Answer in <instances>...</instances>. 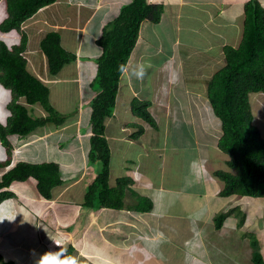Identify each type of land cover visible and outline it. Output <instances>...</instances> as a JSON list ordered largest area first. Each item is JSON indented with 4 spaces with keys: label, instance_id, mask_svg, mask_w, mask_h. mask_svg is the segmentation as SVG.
<instances>
[{
    "label": "crops",
    "instance_id": "crops-1",
    "mask_svg": "<svg viewBox=\"0 0 264 264\" xmlns=\"http://www.w3.org/2000/svg\"><path fill=\"white\" fill-rule=\"evenodd\" d=\"M83 1L89 4V0ZM150 1L163 2L166 6L162 20L154 26L162 25L166 28L168 27L167 22H171L173 19H175L180 23L185 22V26L187 29H189V32L191 31V27L193 28L192 30L194 33H198V28H200V31L206 29L207 34L209 35L204 34V39L205 37L214 38H212V40L210 41L203 40V45H198L197 48L187 51L183 48L191 47V45L188 43L189 37L187 29H184L186 31L184 39L181 35L177 33L174 34L173 32H166V40H163L162 37H146L140 32L138 43L130 57L127 68L124 72L127 73L129 69L128 66H130L131 73L128 75L126 82L121 81L120 83L115 114L111 116L107 121L106 134L111 146L112 157L119 154L122 163L119 172L117 173V175H114L112 174L111 159L110 183L112 186H114L116 185L118 178L124 176L131 177L133 181V183L130 184L132 189L139 195L150 197L154 201V208L151 211L142 212L130 208L114 209L105 207L95 209L93 207L85 206L84 204L82 205L84 199L81 200L80 194L82 193V195H84L83 198L85 197L88 185L87 181L90 169L88 153L91 146L90 135L92 131L91 127L86 131V129L83 128V124L79 123V121L85 122V113L80 110V112H82L84 116L80 113L76 120L69 121L66 118V120H64L62 124H57L54 121H50L48 122V124L38 127L35 131L28 135L21 136L18 134H12L10 136V139L14 146L12 164L8 167H0V174L4 173L9 168L14 166L19 160H28L32 162L57 161L60 164L64 181L61 185H58L53 189V198L51 199L45 198L39 192L37 188V180L32 177L26 181L15 182L18 183V191H15L16 196L9 198L0 204V250L4 252L6 260L14 261L16 264H38L40 257L44 253L48 252L46 243L52 239H61L64 244L63 248H65L67 251H69V245L72 244L74 246V249L70 248V251L66 254H71L70 256L77 257L80 261V264L82 261H85L86 264H114L115 260L118 258V250H122V248L119 247L121 244L117 243V240L121 239L117 238L119 235H115L116 233L114 234L106 230L105 225L123 223V227L129 228V230L125 229L126 231H122L126 235L121 236V238L124 239L126 236H128V239L131 242V238L134 236L131 229L136 230L138 228L141 233H146L145 235L148 238L151 230L153 229L150 228V225H154V220H156V218H164L167 215H171L169 213H174L170 210L168 203L173 200V197H171V195L176 197V191H174V189L172 188L169 189V186L165 187L162 184H160V187L155 186L150 181H147V179L144 177V172L146 166L149 164V151L157 150L161 152V157L164 156L165 158H168L169 154L164 153L163 151H166L169 148L168 139L174 132L177 125H196V120L193 119L195 115L185 114L186 112L182 114L180 110L181 104H184L183 102H186L188 100L201 98V104H206L204 108H209L210 106V108L212 109V114L215 116V120L218 123L217 130L219 129V127L221 129V121L215 114L214 109L212 108V105L210 104L209 98L207 96V86L209 79L205 84V79L204 81H202L203 77L201 76H204V74L207 73L209 75H213L210 74L212 73L210 71H214L213 73H215L220 67L225 64V57L223 52V47L225 44L232 43L234 45H237L239 43L240 40L238 38H241V18L243 7L245 2L248 0ZM260 1L264 4V0ZM71 2H73V0H57L55 3H53L55 5V11H57L58 13H72V9H70ZM63 4L68 6H64ZM104 4L105 0L93 2L90 6V10L83 11V13L77 10H73L74 14L82 17H85L84 15H86L87 18L83 20L82 17H80V26H75L78 31H75L77 29L73 27H70L69 30L75 31L77 32V34L80 33V40L82 34H84V38L86 37V34L89 35L86 37V41H84L83 38V41L79 40L78 42L77 49H81L77 60L79 64L76 63V65L72 68V70H78V73L76 75L73 76L74 72L72 73L70 72V70L69 77H63L60 76V71L57 75H54V79H48L47 81L48 70L40 65H33L34 63L41 65L42 63L43 65L47 64V61L44 60V58H42L41 56L39 57V54H35L37 56H35V58L31 61L32 67L34 66L33 71L36 72L39 76H42L47 82H51L52 80H54V82H56L54 85H57L58 82L65 83L68 81H79L80 96L81 92H89V95H93L95 91H93V89L90 87V83L92 81L91 79L94 78L97 72L96 58L102 53V49L99 48L98 44L96 43V39L101 35L104 24L119 13L120 8L123 5V0H109L107 9L101 15L100 10L101 8H103ZM228 5H233L234 9L227 8ZM44 8L45 7L40 9L39 14H41V10H43ZM171 9L173 10L174 14L177 15V19L170 16L167 17V13ZM47 11V13L42 14L40 19L41 21L50 22L47 14H53L54 9L49 8ZM86 12H89V14H87ZM97 15L98 19L94 20ZM66 17L71 18V15H66ZM225 18H228V22L224 21ZM52 23L54 24V22ZM57 24L62 27L68 26V24L65 22ZM88 26L90 27V31L88 30ZM92 35L96 36L95 40L90 37ZM140 39H146L147 41L140 42ZM33 42L36 41L33 40ZM37 44L38 41L35 46ZM216 46L218 47L217 50ZM148 49L155 51L154 55L149 56V54L147 53ZM83 50L85 51V53ZM169 50H171V52ZM161 55H164L161 58V62L159 64H156L155 66L154 59L158 58L159 56L161 57ZM195 56H202V58L199 60V63L197 65H191L189 63L190 59ZM188 59L189 61L187 62ZM89 62H92L94 64V68H91V66L88 65ZM143 64H147L148 66L150 65L149 68L145 65L147 67L146 72L147 69L151 70V68L153 67H156L157 69V73L153 79L154 85L152 84V86L150 87L149 94L144 92L141 85L137 86L135 81L136 76L134 73L137 70L138 66ZM167 65L170 67L173 66V69L176 71L175 75L171 77L172 83L177 79L178 81H181V84L187 86L188 80H186L185 76L187 75L186 70L189 66L193 67V69L189 71L187 70L188 75L194 70L196 72V75L199 77V81H197V79L195 78V84H191L192 88L191 90L187 89L188 91H185V88L184 91H179L178 88L180 87H176L174 85L176 87V89L174 90L175 100L177 101L176 108H178L177 117L178 119H180V121L175 126L172 124V127L165 128L163 134L160 133V120L162 119V117H166V113L164 110L157 112L156 108L158 105L156 103L159 101L156 99L159 98V93L164 92L163 89H159L160 85L163 87L162 79L161 77H159V75H161V72H167L169 70ZM95 69L96 72H94ZM76 78H78L77 81L75 80ZM85 81L86 84H89V87L91 89L81 88ZM121 85H123L125 89H128V92L126 94H123ZM0 86L3 85L0 83ZM3 89H5L6 91L0 93V121L6 122L7 117L10 114V111L7 108V104L11 99V92L4 86ZM189 91L192 93H187ZM178 92H180L179 95L177 94ZM170 93L171 91L169 92V94ZM183 93H185V95H183ZM203 93H206V95ZM84 96H87V94L79 97L81 101L80 104H82L86 99V97ZM134 96L149 98L152 100L153 104L151 106V112L156 118L159 128L151 126L144 119L136 117L132 113L131 100ZM50 99L52 104L54 105L52 90ZM30 109V111H32V113L34 112L33 114L35 115H46V111L40 104L32 105ZM80 116H82V120H79ZM263 116L262 118H264ZM206 120H208V118ZM134 122L144 125L145 128L144 132L138 138L133 136L134 132L139 129L138 125L134 124L132 126V123ZM168 123L169 120L166 121V126H168ZM75 124H77L76 127H74ZM148 126H150V129L148 128ZM196 129L197 135L195 137L192 136L190 143L183 144L179 142V144L182 145L181 148L177 143L172 146L173 150H176L175 154L181 155L183 151L180 150H185L188 147L197 145L198 141L196 139L200 136L202 130L201 125L199 124L198 128L196 127ZM202 131L207 135L208 138H210L211 134L213 133L211 129ZM86 135H88V137L84 145L82 138ZM159 135L162 136L161 143ZM134 151L135 154L133 157L131 154ZM7 157L8 154L6 148L0 140V160H5L7 159ZM183 158L184 161L189 162L191 168L192 163H194L196 158H198V155L196 156L195 154H193L189 159L185 156H183ZM201 166H203L202 162L200 167ZM183 172H180L179 174H182ZM185 175L187 176L186 179L188 177L192 179V183L197 187L199 183L203 182L201 180V176H197V174L193 172L189 174L185 173ZM79 185H82V188L80 190L78 189ZM12 186L11 188H13ZM191 190H197V193H200L201 191L196 188H191ZM218 192L219 189H217L215 193H212L211 191L212 195H215L216 197ZM209 193L210 191H207V196H210ZM129 195L132 196L130 190L127 193V196ZM134 196V199L137 202V196ZM222 199L225 200L226 198ZM223 200L218 199V202L213 200H211V202L210 200L200 202L197 203L200 206L196 204L195 208L193 206L187 208L186 204L189 203L186 202L183 204V201H180V210H182L183 212H179L178 208L176 211L179 214H177V217H174L173 219L180 221L182 220L181 216L185 214H187L185 217H189V219H191L190 209H194L195 211L196 208L198 209L199 207L204 206L203 208H200V210L202 211L206 210L205 207L210 206V204L211 206L219 204L220 208H228V206L232 207V204L234 202L226 204ZM127 201H129V199H127ZM150 212L155 214V216L150 215ZM103 213L108 216V220L106 219L107 221H105L104 218H101V215ZM143 214L153 217V220H148V216L141 217ZM201 215V217L198 216V218H196V221L194 223L192 221L190 223H193L192 225H196L201 224L202 221H206L207 211L202 212ZM137 219H140V224L136 223ZM141 219H144V221L141 222ZM227 219L230 225L237 224V220L235 222L234 217H228ZM182 221L183 223L180 224V227L182 226L180 231L178 230V226H172L170 230L172 231L171 235L173 237L180 238V236L182 235V241L186 244L187 242L185 241L190 238L188 235H191L192 233L190 231V228H188V226L186 225L185 220ZM145 224H147V227L144 226ZM184 225H186V227ZM156 226L158 228H156V233L159 235L162 231V234L166 236L161 225L156 224ZM167 226L168 225L165 224L166 228ZM245 226L243 227V230ZM250 227L251 226H248V228ZM104 231L110 233L105 234L103 233ZM242 232L243 231H241V236ZM255 233L260 239L263 251L264 229L259 226V228H256ZM135 234L137 235V233ZM106 235H112L113 237H110L113 238V240L107 238ZM185 238L186 240H184ZM155 239L157 240L158 237H155L154 240ZM146 240V244L150 245L149 251H154V240ZM99 244H105L108 247L106 249L105 246L103 248H100L101 245ZM145 253L148 256V253ZM141 258H143L144 260V257ZM105 259L107 260V262H105ZM120 263L121 260L118 264Z\"/></svg>",
    "mask_w": 264,
    "mask_h": 264
},
{
    "label": "trees",
    "instance_id": "trees-1",
    "mask_svg": "<svg viewBox=\"0 0 264 264\" xmlns=\"http://www.w3.org/2000/svg\"><path fill=\"white\" fill-rule=\"evenodd\" d=\"M57 0H6L7 14L0 22V31L15 30L20 40L12 45L0 39V82L11 91L7 104L10 111L7 123L0 122V140L8 157L0 160V167L12 164L14 146L12 134L28 135L38 127L54 121L62 124L66 114H61L52 104L51 86L29 67L25 55L29 45V35L23 23L40 9ZM165 3L150 0H130L123 4L119 13L107 21L96 43L102 53L96 58L97 73L90 83L95 91L91 95L90 150L89 162H100L101 168L96 178L87 185L84 205L100 209L104 207L124 209L126 196L130 190L137 196V202L130 209L151 211L154 201L150 197L136 193L130 184L132 178H118L116 185L110 183L112 150L106 134L107 121L115 114L121 78L130 57L138 43L142 23L146 20L159 23L165 12ZM49 72L57 75L66 64L77 60V53L69 50L63 42L62 32L56 29L46 33L40 42ZM225 64L210 78L207 96L215 114L221 121V135L218 147L229 155L228 165L234 171L215 169L214 175L224 182L218 195L223 198L240 195L264 197V134L256 123L252 95L264 92V4L260 0H248L243 7L241 18V39L237 45L227 43L223 47ZM40 104L46 115H35L28 105ZM153 102L149 98L134 96L131 100L132 113L144 119L151 126L159 128L151 112ZM133 136L138 138L145 130L144 125ZM86 137V138H85ZM83 137L86 143L88 136ZM37 180L39 192L48 199L53 198V189L61 185L64 177L57 161L32 162L19 160L14 166L0 174V204L16 196L15 182L29 178ZM18 185V183H16ZM228 217L237 219L243 228L248 214L239 204L220 210L215 216V226L222 228ZM246 234V231L244 232ZM251 235L252 261L264 264L260 240L254 232ZM47 250L48 242L46 243ZM74 249L71 244L70 251ZM67 251L66 253H68ZM71 253V252H70ZM71 255V254H70ZM0 264H16L6 260L0 250Z\"/></svg>",
    "mask_w": 264,
    "mask_h": 264
},
{
    "label": "rangeland",
    "instance_id": "rangeland-1",
    "mask_svg": "<svg viewBox=\"0 0 264 264\" xmlns=\"http://www.w3.org/2000/svg\"><path fill=\"white\" fill-rule=\"evenodd\" d=\"M67 1H71V0H67ZM96 1H101V0H89V4H87L83 0H73V2H71L70 4V9H72L71 10L72 13L70 12H65V13L59 12L58 13L57 11H55V8H54L55 5L50 4L48 6H45V8L41 10V14H39V11H40L39 10L35 15L30 17L28 20H26V22L23 23L22 27L23 29L27 31L29 35V40H30L29 45H28V50L25 52V55L27 56L29 60L28 62L29 67L32 71L35 65L36 66L40 65L42 67H45L46 70H48L47 81L48 79H54V75H51V73L49 72V68L47 64L43 65L42 63L41 65V64L34 63L33 67L31 65V61L38 54H39V57L41 56L42 58H44V60H46L44 52L41 49L39 42H41V40L43 39V37L46 35L48 31L53 30V29H56L62 32L64 44L67 46L69 50L75 51L77 53V60H78L79 52L81 50V49H77L78 42L80 40V37H79L80 33L77 34V32H75V31H78V29L75 28V26L77 25L80 26L79 22L81 20L80 17L82 16H78L77 14H74L73 10H77L83 13V11L90 10V6L92 5L93 2H96ZM108 1L109 0H105V4L103 8H101L100 10L101 15L107 9ZM127 1L123 0V4L127 3ZM63 5L68 6L65 4ZM49 8L54 9L53 14H50V15L47 14L50 22L41 21L40 19H41L42 14L47 13L48 12L47 10ZM227 8L234 9L233 5H228ZM86 13L89 14V12H86ZM6 14H7L6 0H0V21L4 18V16H6ZM66 15H71V18L66 17ZM84 16L85 17H82L83 20L87 18L86 15ZM169 16L172 18H176V19L178 18L177 15L174 14L172 9L169 10L167 13V17ZM97 17L98 15L95 17L94 20H97L98 19ZM224 21L228 22V18H225ZM52 22H54V24ZM62 22L67 23L68 26L62 27L57 24V23L61 24ZM156 24L157 23H153L148 20L144 21L142 23V31H141L142 35L144 34L146 37H151V36L159 37V38L162 37L163 40H166L165 39L166 32H170V33L173 32L174 34L177 33L181 35L183 39L185 38L186 31L184 29H187L185 26L186 24L185 22L180 23L177 20L173 19L171 22H167L168 27L166 28L163 27L162 25L154 26ZM70 27H73L77 30L75 31L69 30ZM192 29L193 28L191 27L190 32H189V29H187V33L189 37L188 43L191 45V47H183L187 51L197 48L198 45H203L202 43L203 40L210 41L213 38V37L212 38L205 37L204 39L203 35L207 34L206 29H203L200 31V28H198L199 29L198 33H194ZM88 30L90 31V27L88 28ZM85 36L87 37L89 35L86 34ZM86 37L84 38V34H82L80 41H83V38H84V41H86ZM90 37L93 40H95L96 38L95 35H92ZM0 39H5L9 44H12L20 40V35L16 31H12L9 33H3L0 31ZM238 39L240 40L241 38L239 37ZM33 40H35L36 42H33ZM37 41H38V44H37L38 46L37 45L35 46ZM145 41L147 40L140 39V42H145ZM99 48L101 49L100 46ZM217 49L218 47L216 46V50ZM169 51L171 52V50ZM147 53L150 56V55H154L155 51L148 49ZM163 56L164 55H161V57L159 56L158 58L154 59L155 66L156 64H159L161 62V58ZM81 57H84V56H81ZM201 58L202 56H195L192 59H190L189 63L191 65H197ZM77 60L66 64L65 67L61 70V73H59L60 76L69 77L70 70H71L70 72H74L73 76L76 75L78 73V70L76 69L75 71V70H72V68L76 65V63H78ZM188 61L189 59L187 60V62ZM88 65H90L91 68H94V64L92 62H89ZM145 65L148 66L147 64ZM128 67H129L128 72L123 74V77L121 79L122 82H126L128 75L131 73L130 66ZM167 67L169 70L167 72L166 71L161 72L160 73L161 75H159L163 83V87L160 85L159 89H163L164 92L159 93V98L156 99L159 101L156 103L158 105L156 108L157 112L164 110L166 113V117L165 118L162 117V119L160 120V123H161L160 133H163V134H164L165 128L172 127V124L175 126L180 121V119H178L177 117L178 108H176L177 101L175 100V92H174L176 87H180L178 88L179 91L181 90L184 91V88H185V91H188L187 89L191 90L192 88L191 84H195V78L197 79V81H199L198 79L199 77L196 75V72L194 70L188 75L187 70L189 71L193 69V67L189 66L187 67V70H186L187 75L185 76L186 80H188V85L184 86L183 84L180 83L181 81H178L177 79L174 80V82L172 83L171 77L175 75L176 71L173 69V66L170 67L167 65ZM156 70H157L156 67L151 68V70L147 69L146 75L144 76L143 80L137 79V77L135 79L136 85L137 86L141 85L143 87L144 92L147 94H149L150 87L152 86V84L154 85L153 79L157 73ZM94 72H96V69L94 70ZM210 72H212L210 74H214L213 73L214 71H210ZM212 76L213 75H209L208 73L204 74V76H201L203 77L202 81H204L205 79L204 83L206 84L207 80L208 79L210 80ZM77 79L78 78H76L75 80L77 81ZM55 83L56 82H54V80H52L51 82H48V84L51 86V90L53 94V102L57 110L61 114H66V117L69 121L76 120L79 114L80 113L82 114V112H80V110H82L83 113H85V116L84 114H82L84 116L85 122L79 121V123L83 124V128L86 129V131L89 130L91 127V122H90L91 107H90L89 101H91V98H92L91 95H89L90 93L81 92V96H80L79 81L77 82L68 81L65 83L58 82L57 85H54ZM81 88L91 89L89 87V84H86V81L81 86ZM121 89L123 91V94H126L128 92V89H125L123 85H121ZM170 91L171 93L169 94ZM179 93L180 92H178L177 94L179 95ZM185 93H183V95H185ZM187 93H192V92L189 91ZM86 94L87 96H84L86 97V99L84 98L85 100L83 101L82 104H80L81 101L79 97H82L83 95H86ZM203 94L206 95V93H203ZM252 99H253L254 112L257 118L256 123L261 127L263 134H264V118H262V116L264 115V93L263 92L254 93L252 95ZM183 103L184 104H181V108H180L182 114L186 112L185 114L195 115L193 119L196 120L195 121L196 125L194 124L177 125L175 127L174 132L172 133V135H170L168 139L169 148L166 151H163L164 153L169 154L168 155L169 159L165 158L164 156L161 157L160 156L161 152L157 150L149 151V154H150L149 161H148L149 164L146 166L145 172H144L145 173L144 177L147 179V181H150L155 186L160 187L161 186L160 184H162L163 186L165 187L169 186V189L172 188L174 189V191H176V197L171 195V197H173V200L170 201V203H168L170 210L174 213L172 214L168 212L171 215H167L164 218H156V220H154V225L152 226L150 225V228H153V229L151 230V233L148 238L145 235L146 233H141L138 230V228L136 230L131 229V231L133 232L132 234H134V236L131 238L132 240L131 242L129 241L128 236L125 237L126 241H125V238L124 239L121 238V236L126 235L122 231H124L125 229L129 230V228L123 227V223L122 224L114 223L112 225H105L106 230L114 234L116 233L115 235H119L117 238L121 239V240H117V243L121 244L119 247H121L122 250L120 249L118 250V254H117L118 258L115 260L114 264H118L120 260H121L120 264H198V263H201V264H254L252 262V250L253 249L250 243L251 235H249L248 233H252V232L255 233L256 228H259V226L264 229V197H258V198L250 197V196L239 197L240 195H235V196H230L229 198H226L225 200H223L222 199L223 197L219 196L218 194H217V197L215 195H212V193H215L217 189H219V192H220L221 188L224 186V182L220 178L214 175L213 173L214 170L215 169H225V170H230L234 172L235 170L230 168V166L228 165L227 161L229 159V155L218 147V139L222 131L220 127L217 130L218 123L215 120V116L212 114L213 111L210 108V106L209 108H204L206 104H203V103L201 104V98L195 99V100H188ZM168 111L170 112V114ZM207 118L208 120H206ZM82 119H83L82 116H80L79 120H82ZM167 120H169L168 126H166ZM199 124L201 125L202 130L206 131V129L208 130L211 129V131H213V133L211 134V137L208 138L207 135L201 130L199 138L196 139L198 141L197 142L198 146L195 145L193 147H188L185 150H180V151H183L181 155L175 154L176 150H173L172 146H174L177 143L181 148L182 145H180L179 142L183 144L190 143L192 136L195 137L197 135L196 127L198 128ZM76 126L77 124H75L74 127ZM148 128L150 129V126H148ZM159 136H160L159 139L161 143L162 136L161 135ZM134 154H135V151L131 155L134 157ZM193 154H195L196 156L198 155V158H196V160L194 161V163H192V166L190 168L189 162L184 161L183 156L189 159L191 155ZM201 162L203 163V166L200 167ZM121 163H122V160L119 154L114 155L112 157V174L117 175V173L119 172L121 168ZM89 168L90 169H89V175H88V181H87L88 184L91 183L96 178L98 172L100 171L101 163L98 161L89 162ZM180 172H183V173L179 174ZM191 172L197 174V176L199 175L201 176V180L203 182L199 183L198 187L192 183V179H190L189 177L186 179L187 176L185 175V173L189 174ZM81 188H82V185H79L78 189L80 190ZM191 188H196L198 190H201L202 192L200 191V193H197L198 192L197 190H191ZM207 191H210L209 193L210 196H207ZM83 196L84 195H82L81 193L80 194L81 200L85 198V197L83 198ZM134 197L135 196L133 194L132 196L131 195L126 196L125 209L128 208V205L132 206L133 204H135L136 200L134 199ZM127 199H129V201H127ZM218 199L223 200L226 204L230 202H234L232 206L234 204H238V202L240 201L239 202L240 207L243 209V211H245L248 214L247 225L245 226L244 230L243 228L239 227V225L237 224L230 225V223H228V219L225 220L224 222L225 224L222 226V228L218 229L215 226V216L220 210L225 209V207L220 208L219 204L215 206L214 205L211 206L210 204V206L205 207L206 210H202V211L200 210V208H203L204 206H201L198 209L196 208L195 211L194 209L193 210L190 209L191 219H189V217H185L187 214L181 216V219L185 220L186 225L188 226V228H190V231L192 233L191 235H188L190 238L187 241H185L187 242L186 244L182 241V237H183L182 235H181L182 237L180 236V238L173 237L171 235L172 231L170 230V228L172 226H178L179 231L181 230V227H182V226L180 227V224L183 223L182 220L179 221V220L173 219L174 217H177V214H179L176 211L178 208H179V212H183L182 210H180V203H179L180 201H183V204L188 202L189 204H186L187 208H189L190 206H193L195 208L197 203L209 201V200L210 202L211 200L218 202ZM83 204L84 203H82V205ZM197 205L200 206L199 204ZM205 211H207V220L202 221L201 224L192 225L196 221V218H198V216L201 217L202 212H205ZM150 215L155 216V214L151 212H150ZM94 216H95V213H94ZM145 216H148V215L143 214L141 217H145ZM148 217H149L148 220L149 219L150 221L153 220V217L151 216H148ZM101 218H104L105 221L108 220L107 219L108 216L104 213L101 215ZM236 220L237 219L235 218V222ZM142 221H144V219H141V222ZM191 221L193 223H190ZM136 223L140 224V219H137ZM156 224L161 225L166 236L162 234V231H161V234L159 235L156 233V228H157ZM165 224L168 225L167 228L165 227ZM186 225L184 226L186 227ZM144 226L147 227V224H145ZM248 226H251V227L248 228ZM241 231H243L242 236H241ZM245 231H246V234L244 233ZM110 232L104 231L103 233L106 234ZM135 233H137V235ZM110 236L113 237L112 235H108V236L106 235L107 238H110L113 240V238H111ZM155 237H158V239L154 240ZM186 238L184 240H186ZM146 239H148V241H151L152 239L154 240L153 242V247L155 248L154 251H149L150 245L146 244L147 242ZM54 241L56 242L57 245H60L58 244V242L60 243V241L62 240L61 239L50 240L49 243H52V244H50L48 248H50L51 250H53L52 248L57 249L58 247L54 243ZM99 245H101L100 248H103L105 246V249H106L108 247L105 244H99ZM145 252L148 253V256L146 255ZM263 253H264V250H263ZM141 257H144V260ZM135 258H136V262H135ZM105 262H107L106 259H105ZM81 264H86V262L82 261Z\"/></svg>",
    "mask_w": 264,
    "mask_h": 264
},
{
    "label": "clouds",
    "instance_id": "clouds-1",
    "mask_svg": "<svg viewBox=\"0 0 264 264\" xmlns=\"http://www.w3.org/2000/svg\"><path fill=\"white\" fill-rule=\"evenodd\" d=\"M12 31H15V30H12ZM10 31V32H12ZM17 32V31H16ZM9 33V32H8ZM18 33V32H17ZM19 34V33H18ZM5 40V39H4ZM19 41V40H18ZM17 41V42H18ZM7 42V41H6ZM8 43V42H7ZM9 44V43H8ZM13 44V43H12ZM10 44V45H12ZM150 67V65L148 66ZM121 71H125V68L123 66H121ZM135 76L137 77V79H140V80H143L144 76L146 75V66L144 65H140L138 66L137 70L135 71ZM1 83V82H0ZM2 84V83H1ZM3 85V84H2ZM4 86V85H3ZM3 86H0V93H3L4 91H6L5 89H3ZM5 87V86H4ZM10 90V89H9ZM11 92V91H10ZM12 96V95H11ZM10 101V100H9ZM8 101V102H9ZM30 108L32 105H28ZM43 108V107H42ZM9 110V109H8ZM10 115V114H9ZM8 115V116H9ZM8 119V117H7ZM1 122V121H0ZM4 124L7 123L6 122H2ZM3 174V173H2ZM259 238V237H258ZM260 240V239H259ZM54 243L56 244V242L54 241ZM50 244L52 243H49L48 242V247L50 246ZM60 245H57V251H48L46 253H44L39 261H38V264H80V261L77 257L75 256H70V255H67L66 254V249L63 248L64 244L62 241H60V243H58ZM261 244V242H260ZM261 249H262V246H261ZM263 253V251H262ZM264 254V253H263ZM253 262V261H252Z\"/></svg>",
    "mask_w": 264,
    "mask_h": 264
},
{
    "label": "bare ground",
    "instance_id": "bare-ground-1",
    "mask_svg": "<svg viewBox=\"0 0 264 264\" xmlns=\"http://www.w3.org/2000/svg\"><path fill=\"white\" fill-rule=\"evenodd\" d=\"M73 73V72H72ZM67 86V85H66ZM55 89H56V87H55ZM257 105H259V104H257ZM256 106V105H255ZM261 106V105H260ZM256 115V114H255ZM264 117V116H263ZM259 126V125H258ZM12 187H15L16 188V191H18V186H17V184L15 183V184H13V186ZM192 251V250H191ZM196 253V252H195ZM194 253V254H195ZM200 253H201V251H200ZM192 261V260H191Z\"/></svg>",
    "mask_w": 264,
    "mask_h": 264
},
{
    "label": "built area",
    "instance_id": "built-area-1",
    "mask_svg": "<svg viewBox=\"0 0 264 264\" xmlns=\"http://www.w3.org/2000/svg\"><path fill=\"white\" fill-rule=\"evenodd\" d=\"M59 243V242H58ZM53 250H51L50 248H49V251H57V249L56 248H52Z\"/></svg>",
    "mask_w": 264,
    "mask_h": 264
}]
</instances>
